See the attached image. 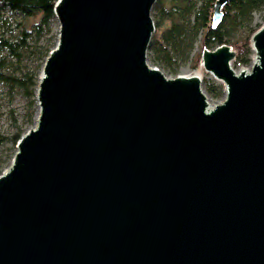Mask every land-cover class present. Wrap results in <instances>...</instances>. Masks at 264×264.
Instances as JSON below:
<instances>
[{"label": "water", "instance_id": "95a60500", "mask_svg": "<svg viewBox=\"0 0 264 264\" xmlns=\"http://www.w3.org/2000/svg\"><path fill=\"white\" fill-rule=\"evenodd\" d=\"M156 0H56L37 123L0 173V264H264V22L224 85L149 62ZM231 0H215L212 25Z\"/></svg>", "mask_w": 264, "mask_h": 264}, {"label": "trees", "instance_id": "16d2710c", "mask_svg": "<svg viewBox=\"0 0 264 264\" xmlns=\"http://www.w3.org/2000/svg\"><path fill=\"white\" fill-rule=\"evenodd\" d=\"M168 1H170V6L166 7ZM55 2L56 0H0V12L8 10L26 17L38 15L40 18L38 21L23 26L16 36L0 33V52L5 51L7 53L3 56L0 55V82L9 85L13 90L15 88L20 89L23 94L30 98L32 107L37 103L36 91L41 74L40 70L52 49L50 44L41 46L38 41H40L41 36L51 30V24L55 19H58L55 13ZM214 2L215 0H156L163 12L161 20L157 22L153 32L149 48L158 58L156 61L171 63L174 57L187 58L193 48V42L200 32L202 33V48H214L218 44L227 43L230 38L229 28H236L237 25L244 24L247 27L245 34L231 42L237 45L239 43V49L236 51L237 55L233 61L248 63L250 37L257 30L249 24L252 21L253 12L264 9V0L229 1L223 8V18L216 26H213L211 21ZM34 32L37 33V36L32 44L29 39ZM33 48L35 50H32ZM27 50L31 53H37L38 63L35 67L28 66L25 70L22 69L20 73L9 71L7 66L11 63L8 56H14L16 60L20 61ZM199 56L200 53L196 58L198 59ZM220 86L211 85L209 89L211 93L219 94ZM34 113V109H31L29 112L30 121H33ZM24 129L23 126H18L17 131L10 137L15 151L16 144L24 133ZM2 164L3 160L0 162V169Z\"/></svg>", "mask_w": 264, "mask_h": 264}, {"label": "rangeland", "instance_id": "374dc122", "mask_svg": "<svg viewBox=\"0 0 264 264\" xmlns=\"http://www.w3.org/2000/svg\"><path fill=\"white\" fill-rule=\"evenodd\" d=\"M169 6L170 1H168V3L166 4V7ZM151 13L157 26V22L161 20L163 13L161 6L155 3L151 10ZM39 19L40 18L38 15H34L33 17H26L12 11L10 12L8 10H2L0 12V33H5L7 36H16L20 33V29H22L23 26L29 25L33 21H38ZM263 22L264 9L253 12L252 21L249 25L257 29ZM50 28V31H47L45 35L41 36L40 41H38L39 45L45 46L46 44H50L52 48L56 46L59 40L58 35L60 30L58 19H55V21L51 24ZM246 28L247 27L244 24H239L236 28H229L230 38L227 43L231 44L232 48L236 51H238L239 49V43L237 45L231 41L238 39L240 35H244L245 31H247ZM36 36L37 33L34 32L33 36L29 39L32 44L34 43V39ZM201 39L202 33L200 32L197 35L195 41L193 42L194 45L189 52V56L185 59H181L180 57H174L171 63H161L156 61L157 57L155 53H152L149 50V62L152 66L156 65L160 67L164 74L171 77H174L178 73L184 74L185 72H187V70H190V73H198L199 75H201V86L206 96H208V100L212 103H217L220 100L224 99V97L226 96L224 85L221 80H217L213 74H211L208 70L206 71L199 63L202 54L201 51L203 49ZM32 50L35 49L33 48ZM2 52H0L1 56L7 54L5 51ZM198 52L200 53V56L197 59L196 57L199 54ZM253 55L254 51L251 48L250 41V53L248 55V63L241 61L234 62L232 60L231 63L234 69L238 71L242 67L250 68L252 64ZM8 60H10L11 64L7 66V69L11 72L16 71V73H20L22 69L25 70V68H27L28 66L34 68L35 65L38 63L37 53H31L29 50H27L23 59L20 61L16 60L14 56H8ZM211 85H221L219 94L211 93L209 89ZM35 104L36 105L32 107L30 103V98L27 95L23 94L20 89L15 88V90H13L9 85L0 82V162L3 160L0 173H2L5 169L8 168L16 152L15 149L12 147V141L10 138L12 134L17 131L18 126H23L25 128V133L30 127H34L36 125L39 112L38 101ZM31 109H34L35 111L33 121L29 120V112L31 111Z\"/></svg>", "mask_w": 264, "mask_h": 264}, {"label": "bare ground", "instance_id": "6f19581e", "mask_svg": "<svg viewBox=\"0 0 264 264\" xmlns=\"http://www.w3.org/2000/svg\"><path fill=\"white\" fill-rule=\"evenodd\" d=\"M190 70H187V72H185L184 74H189ZM210 104H213L212 102H210Z\"/></svg>", "mask_w": 264, "mask_h": 264}]
</instances>
